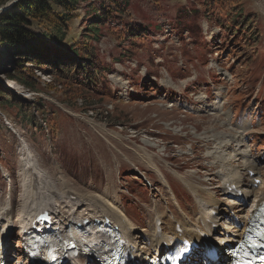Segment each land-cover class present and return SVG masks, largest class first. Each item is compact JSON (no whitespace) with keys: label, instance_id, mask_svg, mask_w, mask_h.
<instances>
[{"label":"rangeland","instance_id":"rangeland-1","mask_svg":"<svg viewBox=\"0 0 264 264\" xmlns=\"http://www.w3.org/2000/svg\"><path fill=\"white\" fill-rule=\"evenodd\" d=\"M10 1L0 0V8ZM132 1L123 23L151 24L149 28L156 26L157 30L144 40L129 43L116 37L124 36L127 27L123 23L104 27L103 36L94 44L106 71L95 90L78 92L74 88L69 93L64 83L55 82L41 67L31 74L40 78L35 79L40 91L8 80L7 73L18 57L4 55L0 45V83L15 96L40 100L57 117L58 126L52 132L46 117L35 111L42 126L38 130L19 121L17 109L0 107V204L12 196L15 207L19 201L25 147H30L44 176L58 187L64 180L80 193L96 192L117 200L121 210L125 206L138 220L134 219L138 226L149 225L160 210L172 217L179 213L180 222L198 217L206 196L195 197L185 181L206 187L210 178H215L220 184L224 170L212 163L221 141H231L236 147L243 137L244 146L228 149L224 157L235 151L247 152L246 159L259 155L254 161L264 172V0H227L223 7L214 2L211 11L206 10L210 6L206 0ZM99 2L81 0L72 11L73 18L66 22L65 39L51 44L66 51L69 44L83 41L94 18L90 8ZM233 7L242 8V16L251 21L241 38L232 35L234 28L224 27L233 26L231 15H219V9L230 11ZM32 25L38 34L54 33L46 23L33 21ZM128 50L131 54L124 56ZM28 91L35 94L26 95ZM147 153L164 179L151 169ZM244 174L248 177L247 171ZM173 188L180 190L177 196ZM216 195L224 199L221 193ZM176 197L186 210L177 211ZM254 199L252 194L243 205L228 208L229 216L221 227L233 225L230 217L234 213L244 219ZM244 223L239 221L240 229ZM23 251L18 226L12 227L8 256L17 261Z\"/></svg>","mask_w":264,"mask_h":264},{"label":"bare ground","instance_id":"bare-ground-1","mask_svg":"<svg viewBox=\"0 0 264 264\" xmlns=\"http://www.w3.org/2000/svg\"><path fill=\"white\" fill-rule=\"evenodd\" d=\"M4 7L6 5L0 10ZM211 140L210 137L207 144H210ZM242 142L243 137L236 147L240 144L239 148H242L244 146ZM236 147L231 141H221L214 150L218 158L216 157L212 164L222 166L224 170L219 176L220 184H216V179L213 177V179L210 178L211 182L206 187L185 181L187 188L195 194V197L206 196L204 203L199 202L200 213L197 218L187 217L180 222L179 213L172 217L160 210L154 213L151 223L144 226L134 224L133 222H136L134 218L127 215L125 206V210L119 208L117 200L112 201L109 197H103L96 192L80 193L68 186L63 179L58 187L49 176H44L38 160L29 151L30 147H25L21 152L20 170L21 175L25 176L19 201L15 207L12 196L11 200L0 204V241L1 239L3 241V247L0 245V257L4 251H8L7 240L10 237V229L18 226L24 240V251L22 258L18 257L14 264H28L26 251L29 250V242L33 234L43 235L48 231H53L51 235L56 238L73 237L81 243L82 254L74 261V264H87V259L91 260L89 264H99L94 259L104 260L107 256H111L108 249L118 238L126 245L130 256L140 264H149L151 259H159L175 240L183 239L207 243L211 241V244L219 250L217 255L222 258L220 263L226 264L229 258L225 250L243 237L250 213H254L264 201V172L254 161L260 158L259 155L246 159L247 152L235 151L230 157H224L228 149ZM146 157L151 160V169L159 172L160 177L164 179L160 167L152 163L148 153ZM239 159L242 163L234 164ZM244 171H247L249 177L244 174ZM258 180L263 184L259 190L256 187ZM233 184L242 190V197H239L237 192L229 190V186ZM217 193H221L225 200H229L228 203H223L224 199H219ZM252 194H255V199L250 204L244 219L234 213L230 217L233 225L221 227L222 220L229 216L228 208H233L234 204L243 205ZM238 210L240 209L237 208L236 211ZM238 220L245 221L242 229L238 227ZM178 223L184 231L183 234L177 230ZM212 223H217L218 227H212ZM81 225L85 226L84 229L87 231L85 234H78L77 227ZM86 246L89 247L86 248ZM85 251L87 253L83 255ZM8 255L6 252V260L10 264L12 260ZM214 258L215 256L208 249L195 253L192 262L197 263L201 259L212 261ZM211 263L217 264L214 261Z\"/></svg>","mask_w":264,"mask_h":264},{"label":"trees","instance_id":"trees-1","mask_svg":"<svg viewBox=\"0 0 264 264\" xmlns=\"http://www.w3.org/2000/svg\"><path fill=\"white\" fill-rule=\"evenodd\" d=\"M80 1L18 0L0 14V45L4 50L3 53L10 57H18L14 61V68L7 73L6 78L8 80L19 82L29 89L40 91L35 87L37 85L35 79L40 80V78L31 76V74L34 75L35 68L41 67L44 73H49L54 77L55 82L64 83V86L70 89L69 93L74 88H77L78 92H83L88 88L95 90V87L99 86L100 76L104 74L106 67L99 59V50L94 42L101 39L104 27H110L114 23H123L124 15L129 11L133 1L99 0L98 6L93 5L90 8L93 9L94 18L83 34V41L69 44L67 50L63 51L51 43L60 44L65 39L68 34V30L65 29L66 22L73 18L72 11ZM226 1L206 0L205 4L209 3L210 5L206 10L211 11L214 2L223 7ZM56 9H62V11L59 12ZM219 11L221 12L219 15L226 18L231 15L233 18V20L231 18L229 20L233 26L222 25L226 29L234 28L233 36L238 34L241 38L249 31L251 21L242 16V8L233 7L230 11L225 10L227 12L223 9H219ZM213 15L208 14L210 17ZM33 21H40L52 26L54 33L48 31L43 32V34L36 33L31 28ZM123 24L127 27L126 30H123L125 31L124 36L117 34L116 37L120 40L129 41V43L144 40L153 30H157L156 26L150 29L151 24H146L147 26H141L138 22H124ZM131 52L128 50L124 56H129ZM119 59L115 58L116 61ZM27 62L31 63V66L26 65ZM5 105L17 109L19 121L26 123L29 127L42 129L35 111L46 117L48 129L52 132H55L58 127L57 117L52 112L47 111L46 106L40 100L35 102L15 96L11 90L0 83V107L3 108Z\"/></svg>","mask_w":264,"mask_h":264},{"label":"water","instance_id":"water-1","mask_svg":"<svg viewBox=\"0 0 264 264\" xmlns=\"http://www.w3.org/2000/svg\"><path fill=\"white\" fill-rule=\"evenodd\" d=\"M17 1H18V0H12V2H11L8 6L2 8L1 10H2V11H3V10H6L7 8H9V7H11L12 5H14Z\"/></svg>","mask_w":264,"mask_h":264}]
</instances>
